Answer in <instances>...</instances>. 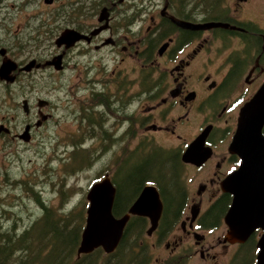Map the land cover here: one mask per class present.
Returning <instances> with one entry per match:
<instances>
[{
	"label": "flooded vegetation",
	"instance_id": "obj_1",
	"mask_svg": "<svg viewBox=\"0 0 264 264\" xmlns=\"http://www.w3.org/2000/svg\"><path fill=\"white\" fill-rule=\"evenodd\" d=\"M63 32L70 35L59 43ZM71 75L87 91L76 117L110 125L109 168L95 181L108 175L116 188L137 191L130 205L145 185L156 187L163 204L150 235L156 244L175 251L192 239L190 249L204 258L215 247L242 248L245 242L225 241L232 195L223 182L240 165L229 151L239 111L264 83V0H0L3 152L29 148L51 131L53 93L63 91ZM207 128L201 149L209 155L199 165L183 161ZM106 130L97 139L107 137ZM165 159L167 173L179 176L160 186ZM187 168L196 174L192 181L209 169L193 193L182 179ZM166 198L173 203L168 214ZM163 216L171 226L162 225ZM131 218L149 226L147 217ZM219 226L224 230L216 243L197 231Z\"/></svg>",
	"mask_w": 264,
	"mask_h": 264
},
{
	"label": "rangeland",
	"instance_id": "obj_2",
	"mask_svg": "<svg viewBox=\"0 0 264 264\" xmlns=\"http://www.w3.org/2000/svg\"><path fill=\"white\" fill-rule=\"evenodd\" d=\"M77 82L78 79L71 75L64 90L53 93V102L56 106L51 131H44L41 139L39 137L29 148L19 145L9 154L2 151L0 144L1 229L13 225L15 227L29 225L42 213L34 195H38L46 205L56 209L59 214H66L74 208V213L85 215L86 193L89 186L109 168L110 125H88L76 117L80 102L87 93ZM106 111L108 110L101 115L103 119L108 115ZM95 117L96 114L94 121L97 122ZM105 128L107 137L103 140L97 139ZM89 137L92 138L88 139ZM162 141L165 146L171 142L167 138ZM73 142L75 143L72 146ZM194 175L196 174L190 168L182 171V179L191 189V193L196 188V182L201 179L199 177L192 181ZM124 176L119 173L116 179L123 182ZM178 224L179 222L177 227ZM219 227L210 231L207 229L197 231L206 234V243H216L224 230L223 226ZM137 230L138 228H135L133 232ZM179 230L176 229L172 234H177ZM155 239L156 236H147L144 232L141 238L132 233L127 240L137 248V251L141 248L140 253L136 252L134 255L139 256L142 252L148 255L149 264H229L235 255L243 250L235 246L227 247L225 250L215 247L209 251L211 255L204 258L198 249L195 253L190 249L189 243H192V239L186 240L182 247L175 251L166 249L163 241L159 245L156 244ZM134 260L137 262L135 257Z\"/></svg>",
	"mask_w": 264,
	"mask_h": 264
},
{
	"label": "water",
	"instance_id": "obj_3",
	"mask_svg": "<svg viewBox=\"0 0 264 264\" xmlns=\"http://www.w3.org/2000/svg\"><path fill=\"white\" fill-rule=\"evenodd\" d=\"M209 26L217 23L208 24ZM70 33L63 32L58 42H64ZM264 83L242 106L237 118L229 151L240 158L239 167L223 182V190L232 195L224 223L228 230L225 241L243 243L251 234L260 230L256 242L254 264H264ZM208 132L199 135L189 144L182 159L185 162L202 163L209 155V148L201 149ZM116 187L108 175L93 182L86 193L84 225L76 248V256L89 254L100 248L111 254L117 248L131 216H143L149 220L146 235L157 228L163 204L155 186L145 185L140 194L120 216L113 214ZM193 217L196 214L192 211Z\"/></svg>",
	"mask_w": 264,
	"mask_h": 264
},
{
	"label": "trees",
	"instance_id": "obj_4",
	"mask_svg": "<svg viewBox=\"0 0 264 264\" xmlns=\"http://www.w3.org/2000/svg\"><path fill=\"white\" fill-rule=\"evenodd\" d=\"M167 161L164 160L162 171L157 173L160 175L157 180L160 186L166 184L169 179L175 182L179 176L175 172L167 173L169 167ZM148 170L149 168L145 169L144 173ZM171 187L175 188V185ZM131 189L117 185L112 208L115 216L127 212L131 196L137 192ZM34 199L42 213L32 223L26 226L15 227L13 225L0 228V264H149L148 255H145L144 252L139 256L134 255L136 252L140 253L141 248L137 251V248L127 240L132 233L140 238L143 237L148 226L145 219H129L117 248L111 254H105L102 249L98 248L89 254L77 257L76 248L80 240L85 215L74 213V208H71L66 214H59L56 209L46 205L38 195H34ZM166 202L164 210L168 214L173 203L168 202L167 198ZM165 224L171 226L167 217L163 216L162 225ZM135 228L138 230L133 232ZM256 240L257 238L252 234L245 241L243 250L239 251L229 264H254Z\"/></svg>",
	"mask_w": 264,
	"mask_h": 264
}]
</instances>
